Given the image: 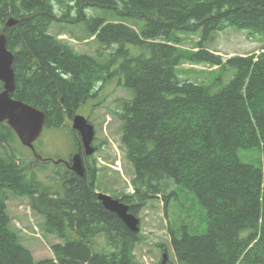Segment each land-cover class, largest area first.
<instances>
[{"label": "trees", "instance_id": "16d2710c", "mask_svg": "<svg viewBox=\"0 0 264 264\" xmlns=\"http://www.w3.org/2000/svg\"><path fill=\"white\" fill-rule=\"evenodd\" d=\"M54 2L64 7L60 16ZM89 8L142 26L137 31L87 16ZM11 18L17 22L5 28ZM80 21L101 47L117 45L107 62L49 34L55 22ZM227 28L257 36L260 52L224 59L204 47L213 32ZM1 33L13 54L10 96L42 111L44 128H61L98 86L122 76L132 99L120 105V145L132 177L131 191L114 199L135 217L152 199H161L164 211L179 202L184 217L197 211L206 222L201 234L185 223L170 229L174 264H264V165L237 157L239 149L264 151V0H0ZM195 33L196 47L182 49L178 34ZM126 46L140 53L131 55ZM182 64L231 68L233 76L209 94L179 78ZM16 140L0 123V264H143L134 254L139 232L97 199L95 166L82 177L59 170L42 183L16 153ZM36 161L42 167L44 160ZM9 194L27 199L43 231L57 240L51 258L35 260L10 227Z\"/></svg>", "mask_w": 264, "mask_h": 264}, {"label": "rangeland", "instance_id": "374dc122", "mask_svg": "<svg viewBox=\"0 0 264 264\" xmlns=\"http://www.w3.org/2000/svg\"><path fill=\"white\" fill-rule=\"evenodd\" d=\"M54 3L55 11L60 16L64 7ZM85 14L87 16L95 15L107 21L124 22L137 31L142 26L140 21L121 19L104 9L89 8L85 10ZM70 15L74 16L71 12ZM49 34L56 36L76 52L94 57L100 63L107 62L111 54L118 48L117 45L103 48L93 38H89L84 21L77 23L55 22L49 28ZM178 36L182 49H194L199 40L198 33L178 34ZM204 47L227 59L234 55L258 54L262 43L257 36H249L246 31L227 28L220 32H213ZM126 48L131 55L136 56L140 53L139 49L134 46H126ZM177 74L181 80L200 84L209 94H214L229 83L233 76V70L231 68H210L204 64H182L178 67ZM122 83V76L114 75L102 88L98 86L96 95L88 99L76 111V114L87 117L93 125L95 132L93 145H101L94 153L97 169L95 191L97 194H105L111 198H115L123 192L127 193V190L131 191L132 167L125 160L120 145L121 122L118 114L120 105L132 99V92L125 89ZM13 147L21 158L29 162V167L36 171L39 181L50 184L49 181L55 176V172L61 169V166L56 165V162H68L76 152V142L71 132V120H66L61 128H44L34 143L33 151L21 145L18 140L13 143ZM36 156L44 160L42 167L37 163ZM237 157L242 163L257 168H262L264 165V151L261 146L239 149ZM117 162H119V166H116ZM114 167L120 171L114 170ZM179 198L183 200L184 196L179 194ZM178 204L180 203L171 202L164 211L161 199H152L137 215L140 242L137 244L134 254L139 262L162 264L165 256L164 264H174L173 250L170 245V229L174 230L183 223L189 225L191 234H201L206 229L205 220L195 216L197 211H194L191 217H184L185 213ZM200 209L202 208L200 207ZM7 213L11 221L10 227L18 232L21 243L38 251L34 259L51 257L49 246L54 242H51L50 236L43 231L42 219L34 215L28 207V200L9 194ZM37 232L40 238L32 236Z\"/></svg>", "mask_w": 264, "mask_h": 264}, {"label": "water", "instance_id": "95a60500", "mask_svg": "<svg viewBox=\"0 0 264 264\" xmlns=\"http://www.w3.org/2000/svg\"><path fill=\"white\" fill-rule=\"evenodd\" d=\"M17 21L8 19L5 28L15 25ZM13 54L7 50L4 33L0 34V83L2 91L0 92V123L5 122L16 135L21 145L33 151L34 143L40 137L46 116L45 114L18 100L11 98L10 94L14 90V73L12 69ZM71 128L76 131L80 137L84 153L90 156L94 153L91 144L94 139V128L83 116H74L71 120ZM77 176L84 174L83 167L78 155L72 158L70 168ZM97 199L102 207L114 213L124 225L132 232H139L138 218L128 212L127 206L105 194H97ZM165 256L163 262H165Z\"/></svg>", "mask_w": 264, "mask_h": 264}, {"label": "flooded vegetation", "instance_id": "af4514ba", "mask_svg": "<svg viewBox=\"0 0 264 264\" xmlns=\"http://www.w3.org/2000/svg\"><path fill=\"white\" fill-rule=\"evenodd\" d=\"M74 116H82L81 114L80 115H78V114H76L75 113V115ZM84 118H86L87 119V117H85L84 116ZM72 120V119H71ZM87 121L89 122V120L87 119ZM90 123V122H89ZM72 131H74V130H72ZM74 138H75V142H76V152L74 153V155L72 156V158L75 156V155H78L79 156V159H80V163H81V165H82V167H83V170H84V173H85V171L87 170V169H92L93 168V166H95L96 167V163L94 164V162H93V159H94V153H95V151L96 150H98V147H101V145L99 146V145H93V142H92V144H91V146H92V148L94 149V153L92 154V155H90V156H87V155H85V153H84V149H83V146H82V143H81V140H80V137H79V135H78V133L76 132V131H74ZM94 139H95V137H94ZM93 139V140H94ZM72 158H71V160L70 161H68V162H61V161H58V162H56V165H58V166H61L60 168L61 169H59V170H61V171H65V170H69V171H71L70 170V168H71V165H72ZM73 172V171H72ZM74 173V172H73ZM84 175V174H83Z\"/></svg>", "mask_w": 264, "mask_h": 264}, {"label": "crops", "instance_id": "0c3cea01", "mask_svg": "<svg viewBox=\"0 0 264 264\" xmlns=\"http://www.w3.org/2000/svg\"><path fill=\"white\" fill-rule=\"evenodd\" d=\"M50 240H51V242L57 243V240H55L52 236H50ZM53 240H54V241H53ZM51 242H50V243H51ZM50 245H51V244H50ZM25 247L28 248V249L30 250V252H31V254H32L33 258H34L38 251H34L35 248H29V247H27V246H25ZM37 249H38V248H37ZM50 256L52 257L51 253H50ZM51 257H47V258H51Z\"/></svg>", "mask_w": 264, "mask_h": 264}]
</instances>
